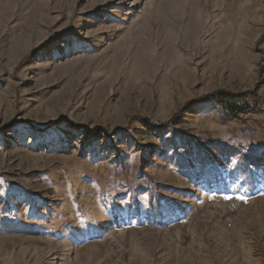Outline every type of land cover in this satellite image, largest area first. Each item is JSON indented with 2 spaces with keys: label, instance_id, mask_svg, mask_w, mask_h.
I'll list each match as a JSON object with an SVG mask.
<instances>
[{
  "label": "rangeland",
  "instance_id": "374dc122",
  "mask_svg": "<svg viewBox=\"0 0 264 264\" xmlns=\"http://www.w3.org/2000/svg\"><path fill=\"white\" fill-rule=\"evenodd\" d=\"M170 1L0 0V256L264 264V0Z\"/></svg>",
  "mask_w": 264,
  "mask_h": 264
},
{
  "label": "trees",
  "instance_id": "16d2710c",
  "mask_svg": "<svg viewBox=\"0 0 264 264\" xmlns=\"http://www.w3.org/2000/svg\"><path fill=\"white\" fill-rule=\"evenodd\" d=\"M255 93L256 92L254 91L229 92L226 90H216L209 94L200 96L196 100L186 102L180 109L189 104L192 105L193 103L213 102L223 110L224 115L227 118L231 119L237 117L241 113H249L257 110V105L251 101ZM169 123L170 121L160 123L157 127L162 129Z\"/></svg>",
  "mask_w": 264,
  "mask_h": 264
},
{
  "label": "bare ground",
  "instance_id": "6f19581e",
  "mask_svg": "<svg viewBox=\"0 0 264 264\" xmlns=\"http://www.w3.org/2000/svg\"><path fill=\"white\" fill-rule=\"evenodd\" d=\"M172 1V0H171ZM170 1V2H171ZM173 2V1H172ZM22 4H23V2H22ZM26 4V3H25ZM24 4V5H25ZM172 4V3H171ZM175 4V3H174ZM28 5V4H27ZM173 5V4H172ZM33 6V5H32ZM171 5L169 4L168 5V8H169V10L171 11V13L173 12L172 10H173V8L172 7H170ZM31 7V6H30ZM29 8V7H28ZM163 10V9H162ZM167 11V10H166ZM29 12L30 13H33L34 15H36V14H38V12H40V7H38L37 5H34L32 8H30V10H29ZM161 12V11H160ZM163 12V11H162ZM161 12V13H162ZM169 13V12H168ZM158 15V14H157ZM171 15V14H170ZM162 16V15H161ZM166 16H168V14L166 15ZM155 18V17H154ZM163 18V17H162ZM170 18V17H169ZM168 18V19H169ZM168 19H167V22H168ZM171 19V18H170ZM157 20V19H156ZM155 20V21H156ZM163 20V19H162ZM147 21V20H146ZM170 21V20H169ZM159 22H161V19H160V21ZM158 23V22H157ZM168 23H170L171 24V21L170 22H168ZM146 24V23H145ZM159 24V23H158ZM157 24V25H158ZM165 24V25H164ZM166 21H163V26H162V28L160 29V30H158L159 32H157V33H155L154 34V36L155 37H157V38H159V39H161L163 36L164 37H167V39H168V36L170 35V31H168L167 30V26H166ZM146 26H148L147 24H146ZM159 26V25H158ZM140 27V26H139ZM143 27V26H142ZM141 28V27H140ZM140 28H138V30L140 29ZM146 28V27H145ZM171 28V27H170ZM142 29V28H141ZM132 30V29H131ZM135 30V29H134ZM144 30V29H143ZM134 33V32H133ZM147 33V32H146ZM140 34H141V31H140ZM148 34V33H147ZM138 35V34H137ZM135 36V35H132V36H135V37H138V36ZM145 35V34H144ZM149 35V34H148ZM125 36V35H124ZM124 36H122L119 40H118V42H123V40L125 39V37ZM172 36V35H171ZM142 38V37H141ZM149 38V37H148ZM135 39V38H134ZM139 39V38H138ZM164 39H166V38H164ZM131 41V40H130ZM171 40H169V42H170ZM137 42V41H136ZM142 42V41H141ZM168 43V42H167ZM121 44V43H120ZM165 44V43H164ZM170 44V43H169ZM123 45V44H122ZM122 45H120V46H122ZM136 45V44H135ZM169 47H170V45H169ZM115 50V49H114ZM120 50H121V48H120ZM117 50H115V53L114 54H116L117 52H116ZM122 52H123V50H122ZM127 52V51H126ZM151 52V51H150ZM162 52V51H161ZM167 53V52H166ZM126 54V53H125ZM129 54H132V55H134V60H140V57H141V55L142 54H145L144 52H143V49L141 48V46L138 44L137 46H133V48H132V50L130 51V53ZM171 54V53H170ZM124 55V54H123ZM135 57H137V58H135ZM140 62V61H139ZM29 245V244H28ZM16 249V248H15ZM30 249H32L33 250V252L34 251H36L35 250V248H32V247H24V248H21V250L20 251H18L17 253L16 252H14V250H10V251H8V253H4L3 255H1L0 256V262H2L3 264H27L26 262H25V259H26V256H27V254H28V252L30 251ZM1 250V249H0ZM33 255V254H32ZM30 258V257H29ZM30 261V260H29Z\"/></svg>",
  "mask_w": 264,
  "mask_h": 264
}]
</instances>
